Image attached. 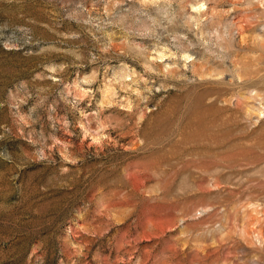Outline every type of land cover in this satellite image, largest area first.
Returning a JSON list of instances; mask_svg holds the SVG:
<instances>
[{
  "label": "rangeland",
  "instance_id": "374dc122",
  "mask_svg": "<svg viewBox=\"0 0 264 264\" xmlns=\"http://www.w3.org/2000/svg\"><path fill=\"white\" fill-rule=\"evenodd\" d=\"M0 264H264V0H0Z\"/></svg>",
  "mask_w": 264,
  "mask_h": 264
}]
</instances>
